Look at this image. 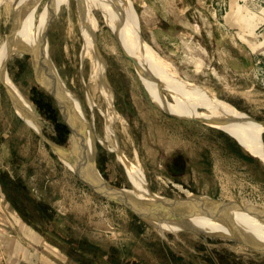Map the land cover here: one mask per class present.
I'll return each instance as SVG.
<instances>
[{
    "label": "rangeland",
    "instance_id": "1",
    "mask_svg": "<svg viewBox=\"0 0 264 264\" xmlns=\"http://www.w3.org/2000/svg\"><path fill=\"white\" fill-rule=\"evenodd\" d=\"M110 1L130 8L135 53L104 0H0V174L50 206L66 236L122 264H264V160L209 122L166 112L128 54L138 56L153 91L172 109L209 115L206 100L264 122V0ZM47 87L73 143L93 150L89 175L146 197L149 189L172 199L197 195L254 207L250 216L230 213L252 243L205 218L190 225L206 233L150 224L91 189L31 126L83 154L72 149V130ZM249 128L245 133L259 142ZM260 136L264 144V131ZM0 198V207L20 220Z\"/></svg>",
    "mask_w": 264,
    "mask_h": 264
},
{
    "label": "water",
    "instance_id": "2",
    "mask_svg": "<svg viewBox=\"0 0 264 264\" xmlns=\"http://www.w3.org/2000/svg\"><path fill=\"white\" fill-rule=\"evenodd\" d=\"M33 63H34V69L38 75L37 61L33 59ZM38 77L41 79V75H38ZM47 89L49 90L53 98L55 99L60 113L65 118V120L67 121L68 125L70 126L72 130V127L70 123L68 122V119L66 118V116L64 115L62 111V108L59 103V99L55 91H53L52 89L48 87ZM8 91L12 99L14 100V104L16 105V108L18 106L20 107V109H22L21 106L18 105V101H17V98L15 97V93H13L9 88H8ZM248 117L251 118L250 116ZM251 119L254 120L253 118ZM255 122H258V121H255ZM258 123H261L262 126L264 127V122H258ZM34 130L38 132L42 136V138H44L46 142L62 156L63 160H65L64 163L74 167L72 168L73 171H75L78 177L82 181H84L91 189H93L95 192H97L104 198H107L109 200H112L124 206L129 211H131L134 215H136L139 218H142L148 223L150 224L152 223H173L180 227L179 231L196 230V231L205 232L204 230H199L198 228L190 225L193 219L205 218L213 222H218L220 224H223L225 227L229 228L231 230L232 237L235 238L236 240L245 241L250 244L252 243V242L245 240L244 233H242L240 230H238L235 227L236 225L234 224V218L232 217V214L230 213H232L235 210H238L244 213H249L251 211H254L252 210L254 207L243 206L235 202H219L215 199H212L206 196H197V195H193V196L188 195L187 197H184V198L172 199V198L154 194L148 188L147 189L150 194L149 197L143 196L139 194L138 192H135L134 189L129 190V189L109 188L104 183H102V181L96 176L95 173L92 175L93 176L92 177L91 175H89V172H87L88 167H92V169H94L93 163L91 162L93 150H90V153L88 154L89 151L86 150L85 143H82V141L80 140L79 142L76 143V146H75L73 143L74 141L73 140V130H72V136H71V142H70L71 147L72 149H75V150L82 149L84 151L82 155L71 153L72 151L69 150L68 148L62 147L48 140L43 134L40 133L38 129H34ZM234 138L244 148L241 142L236 137ZM252 156L256 157L254 155ZM248 239L251 240V238H248Z\"/></svg>",
    "mask_w": 264,
    "mask_h": 264
},
{
    "label": "bare ground",
    "instance_id": "3",
    "mask_svg": "<svg viewBox=\"0 0 264 264\" xmlns=\"http://www.w3.org/2000/svg\"><path fill=\"white\" fill-rule=\"evenodd\" d=\"M91 1V0H90ZM100 1V0H98ZM105 2V6H104V10L106 11V13L108 12V14L110 12H112V14L114 13V17L116 19V21L118 20L119 22V26L122 32V35L124 36V40L126 39L127 40V45H129L130 49L129 51H131L132 53L134 52L135 53V48H134V45H133V42L131 40V36L132 35L134 38H136L137 36L134 35V31L132 29V25H131V13H130V8L129 6H127L126 4V7L124 4H113L112 1L110 0H104ZM81 8V7H80ZM82 9V8H81ZM133 11H134V16L136 17V21H137V32H138V35H139V23H138V19H137V16H136V13H135V10L133 8ZM112 17V16H111ZM93 25V24H92ZM96 27V26H95ZM89 28V27H88ZM95 33V32H94ZM126 36V37H125ZM92 41V40H91ZM125 43V42H124ZM95 45V44H94ZM148 46V45H147ZM94 47V46H93ZM96 49V48H95ZM128 51V54L131 56V58L134 60V62H136V66L140 68V72L141 74L143 75V79L145 80L146 84L148 86H150L151 88V92L153 94V97L155 99V101L163 108L165 109L166 112L168 113H171V114H174L175 116H180L181 114L183 115H186L187 118H191V119H197V120H202L204 122H209L210 124H212L213 126H215L216 128H219L223 131H225L226 133H228L229 135L233 136V137H236L240 142L241 144L244 146V148H247L248 150L250 151H253L255 152L258 156H260L263 160H264V144L262 143L261 139H260V135H262L263 131H264V127L262 126L261 123H258V122H254V123H251L253 122L251 118L248 117V115L246 114H243V113H240L236 110V112H238L239 114H236V113H232V112H228L226 110H220L218 108H216L217 106L216 105H213V104H209L207 106V101L205 100H202L204 101V103H206V105L204 104V109L207 110V112L209 113V115H204L203 113H192V114H186L184 112H181V111H178V110H174L172 109V107L170 106L171 104L170 103H167L165 101V99L163 100L162 98H160V96H158V90L157 88L155 87L154 88V91H153V84L151 85L150 81L146 78V71L144 72L142 69H141V64L142 62H139V59H138V56L137 55H132L130 52ZM149 71V70H148ZM149 75V74H147ZM151 77V76H150ZM5 78V82L7 83V85L9 86V88H11L12 86V83L11 81H8V79L6 77ZM149 78V77H148ZM158 79L161 80V82L166 85L168 88L169 86L167 85V83L165 82V80H163L161 77ZM152 81V80H151ZM106 86V85H105ZM57 87V86H56ZM156 90V91H155ZM202 94V93H201ZM200 94V95H201ZM170 104V105H169ZM202 104V102H201ZM213 105V106H212ZM112 106V105H111ZM111 106L109 108H111ZM219 106V105H218ZM112 110V109H111ZM226 111V112H225ZM198 112V111H196ZM19 113V111H18ZM20 116L23 117V119L26 121V123L30 124L27 120V118L20 112L19 113ZM243 117H242V116ZM246 119L250 120L251 122L247 121ZM246 122L248 124H242V122ZM73 122V121H72ZM241 122V123H240ZM241 124V125H240ZM31 125V124H30ZM77 125V123H76ZM34 129H37L35 128L33 125H31ZM249 126L254 129L256 131V134H258V137H259V142L256 141L254 137L250 136V135H247L245 132V128ZM248 131V130H247ZM251 131V130H250ZM253 131V130H252ZM76 136V135H75ZM79 142L77 139L75 140V143L74 145L76 146V143ZM262 145V146H261ZM253 155V154H252ZM65 159V158H64ZM65 161V160H64ZM68 165V164H67ZM70 166V165H69ZM74 168V167H72ZM186 193V192H185ZM189 194V193H188ZM254 210V208L252 209ZM256 210V209H255ZM254 210V211H255ZM234 213H240L242 215H245V216H250L251 215V212L249 213H244V212H241V211H238V210H235L233 211ZM201 220H204V218H197V221L198 223H202ZM205 220H208V219H205ZM163 224V223H162ZM205 225H207L205 223Z\"/></svg>",
    "mask_w": 264,
    "mask_h": 264
},
{
    "label": "trees",
    "instance_id": "4",
    "mask_svg": "<svg viewBox=\"0 0 264 264\" xmlns=\"http://www.w3.org/2000/svg\"><path fill=\"white\" fill-rule=\"evenodd\" d=\"M234 144L239 149L238 143L235 142ZM246 157L253 160L250 156ZM0 184L8 201L16 208L21 217L40 231L45 232L48 237L54 236L57 239L56 246L67 253L74 261L79 264H93L94 262L86 255V253H89L97 256L100 264H122L120 260L109 255L107 251L93 243L87 240L77 242L66 236L57 226L56 216H53L52 208L44 202L36 200L22 185L1 174Z\"/></svg>",
    "mask_w": 264,
    "mask_h": 264
},
{
    "label": "crops",
    "instance_id": "5",
    "mask_svg": "<svg viewBox=\"0 0 264 264\" xmlns=\"http://www.w3.org/2000/svg\"><path fill=\"white\" fill-rule=\"evenodd\" d=\"M0 195L8 201L1 184ZM1 213L0 264H79L56 246V238L48 237L22 217L14 219L11 213L0 207Z\"/></svg>",
    "mask_w": 264,
    "mask_h": 264
}]
</instances>
